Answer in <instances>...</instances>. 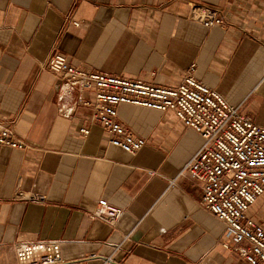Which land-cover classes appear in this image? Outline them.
Segmentation results:
<instances>
[{"label":"crops","instance_id":"0c3cea01","mask_svg":"<svg viewBox=\"0 0 264 264\" xmlns=\"http://www.w3.org/2000/svg\"><path fill=\"white\" fill-rule=\"evenodd\" d=\"M190 2L219 8L226 24L196 21ZM54 52L164 85L193 66L264 125V0H0V120L30 145L0 146V264H19L15 243L38 241L57 242L68 264H249L222 244L200 183L180 176L203 137L169 112L122 103L117 120L145 144L135 154L108 144L98 124L57 113L44 65ZM18 187L44 200L14 199ZM100 198L122 209L114 227L90 217ZM249 214L264 226V195Z\"/></svg>","mask_w":264,"mask_h":264},{"label":"built area","instance_id":"2783aa9c","mask_svg":"<svg viewBox=\"0 0 264 264\" xmlns=\"http://www.w3.org/2000/svg\"><path fill=\"white\" fill-rule=\"evenodd\" d=\"M190 3L191 17L196 21L207 27L226 24L219 8ZM44 65L54 76L52 93L57 113L98 124L108 144L130 154L142 148L145 139L117 120V107L122 103L169 112L198 132L204 142L180 176L200 183L201 206L225 225L224 247L249 264H264V226L249 214L251 206L264 195V125L230 105L216 88L200 82L193 66L184 71L178 83L164 85L90 70L58 52L52 53ZM81 109L87 110V115L80 116ZM79 133L87 136L88 125H81ZM0 146L30 148L11 125L1 120ZM14 199L41 202L44 196L18 187ZM121 214V208L100 198L90 217L114 227ZM14 248L19 264H68L57 242H17Z\"/></svg>","mask_w":264,"mask_h":264}]
</instances>
